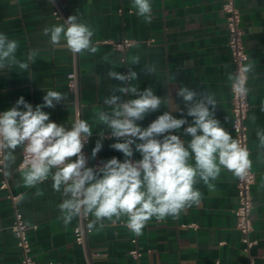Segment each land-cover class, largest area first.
I'll return each instance as SVG.
<instances>
[{"label":"crops","instance_id":"1","mask_svg":"<svg viewBox=\"0 0 264 264\" xmlns=\"http://www.w3.org/2000/svg\"><path fill=\"white\" fill-rule=\"evenodd\" d=\"M57 2L66 17L78 14L91 25L97 53L73 54L49 43L43 29L63 23L54 17L51 0H0V32L18 41L17 57L26 60L30 49L38 50L37 59L28 71L15 67L0 71L2 111L11 108L21 96L33 107L42 104L45 92L51 89L65 93L66 99L54 108L43 110L50 113L52 121L70 127L74 122V103L66 82L76 63L81 117L93 127V135L83 149L88 166H99L112 157L122 162L123 153L110 147L117 142L115 138H103L102 149L96 157L91 158V153L103 130L95 113L106 107L103 98L111 94L112 86H123L120 81L107 77V71L125 74L131 67L138 73V81L133 83L140 90L152 87L155 94L165 100V106L162 105L159 111L138 121L141 127H147L168 110L182 118L181 112L175 111L177 105L184 109L176 91L180 86H187L198 92L215 93L218 101L215 118L233 136L232 93L227 73L235 72V67L227 48L228 29L222 0H151V23H145L135 14L132 0ZM237 6L242 14L249 61L255 65L247 84L251 104L247 120L249 149L252 170L256 174L251 234L256 243L249 253L243 251L242 235L233 213L238 204L237 177L226 170H222L220 177L209 185L202 181L195 185L202 193V202L198 206L194 205L176 217L150 219L139 236L124 226L126 217L115 223L105 220L103 229H92L86 250H83L74 242L77 218L67 226L59 218L58 205L63 197L53 190L52 181L49 179L37 186L43 191L42 196L35 195L36 188L23 185L24 169L18 168L22 150L18 148L15 164L9 170L10 174H6L8 188L0 189V264L20 263L16 239L11 231L14 206L9 195L19 196L16 206L29 227L27 234L38 264H136L129 255L132 239H137V247L144 254L141 264H250V260L254 264H264V155L259 154L255 137L256 127L264 128V111L260 110L264 102V0H237ZM123 39L133 41L125 53V63L120 61L123 54L112 45L98 43ZM106 53H111L113 63L102 60ZM132 55H139L141 64L127 65ZM149 64H155L157 70L146 75L143 65ZM171 76L175 79H170ZM184 117L191 123L192 118L186 117V111ZM108 134L105 130V135ZM140 158L139 153H134L132 159ZM1 179L0 176V182Z\"/></svg>","mask_w":264,"mask_h":264},{"label":"clouds","instance_id":"2","mask_svg":"<svg viewBox=\"0 0 264 264\" xmlns=\"http://www.w3.org/2000/svg\"><path fill=\"white\" fill-rule=\"evenodd\" d=\"M131 7L145 23L152 22L151 0H132ZM43 34L49 37L53 47L66 48L73 54L98 51L92 39L93 28L78 14L45 27ZM18 47V41L0 32V71L14 67L20 71L30 69L38 50L30 49L26 60H21L17 57ZM102 60L113 63L111 53H106ZM126 64H141L140 56L132 55ZM142 70L148 75L157 68L149 64L143 65ZM254 70L255 65L247 61L236 72L227 73L234 93L242 97L248 94L247 80ZM107 77L123 86H112L111 94L103 98L106 107L95 113L103 130L91 158L102 149L106 130L117 141L110 147L123 153L122 162L112 157L99 166H88L83 149L93 135L89 122L76 119L66 127L52 121L50 113L43 110L54 108L66 99L63 92L47 90L43 103L35 107L21 96L11 108L0 112V155L3 156L0 171L10 174L16 150L21 149L23 185L36 188L35 195L42 196L44 193L37 186L50 179L53 190L63 197L58 209L65 226L78 217L90 216L88 228L100 230L105 227V220L115 223L126 217L124 226L139 236L150 219L176 217L198 206L202 202V193L195 187L198 182L209 185L220 177L222 170L243 179L252 169L249 149L215 118L218 101L214 92L180 86L176 95L183 101L184 109L177 105L175 111L179 110L182 118L168 110L147 127H141L138 121L165 106L163 97L156 95L152 87L140 90L133 83L138 81V73L131 67L126 74L109 70ZM124 96L129 98L123 99ZM260 110L264 111V102ZM185 111L186 117L192 118L191 123L184 117ZM252 119L255 122L256 117ZM255 137L258 152L264 155V128L256 127ZM134 153H139L141 158L132 159Z\"/></svg>","mask_w":264,"mask_h":264},{"label":"built area","instance_id":"3","mask_svg":"<svg viewBox=\"0 0 264 264\" xmlns=\"http://www.w3.org/2000/svg\"><path fill=\"white\" fill-rule=\"evenodd\" d=\"M222 11L226 14V22L228 29V42L227 48L232 55L233 64L235 67V72L238 68L245 62L249 61V55L247 52V47L245 43V33L242 28V14L237 6V0H222ZM54 6L53 15L57 20L67 19L66 15L63 13L57 0H51ZM100 44H110L112 47L121 52L123 56L120 61L125 63V53L129 50L133 41L130 39H123L120 42L112 41H101ZM127 73V72H126ZM125 73V74H126ZM248 84V80H247ZM66 87L68 93L71 95L74 103V121L76 119H82L81 117V97H80V84H79V73L76 63L73 69L67 75ZM248 87V85H247ZM232 93V123L231 130L233 133V138L238 139L242 145L249 149V136H248V125L247 120L249 117V112L251 109V104L249 100V92L246 96H241L237 93ZM0 112L2 111L0 102ZM104 138H110V134L104 135ZM89 141V140H88ZM250 151V149H249ZM3 156L0 155V160ZM20 170L24 169V154L22 152V157L20 164L18 166ZM0 176L2 177L0 182V189L6 190L8 188V181L4 171H0ZM256 184V174L251 169L247 176L243 179L237 178V199L238 204L236 209L233 211L236 217L237 229L242 235L243 251L249 253L252 247L255 245V241L251 239V234L253 232V220H252V209L253 204V187ZM14 206V221L11 226V231L16 239V245L20 254L19 264H38L33 257L32 247L28 238V229L22 214L17 208V202L19 196H8ZM90 221V216L88 217H78L77 225L75 226L74 242L76 245L86 250L87 241L89 235L92 233V229L88 228V223ZM36 228V227H34ZM133 248L129 252L131 258L136 261V264H141V260L144 254L137 247V239H132ZM250 264H254L253 260H250Z\"/></svg>","mask_w":264,"mask_h":264}]
</instances>
